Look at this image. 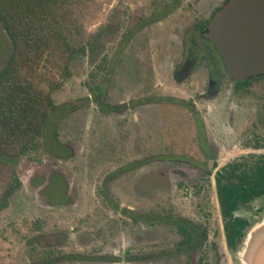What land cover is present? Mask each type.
Returning <instances> with one entry per match:
<instances>
[{
	"label": "rangeland",
	"instance_id": "rangeland-1",
	"mask_svg": "<svg viewBox=\"0 0 264 264\" xmlns=\"http://www.w3.org/2000/svg\"><path fill=\"white\" fill-rule=\"evenodd\" d=\"M117 1L97 0L86 30L101 28L100 35L70 61L69 76L53 93L57 110L44 128L40 146L17 159L20 186L0 210V264H198L201 255L209 264H240L238 251L224 245L213 184L207 182L204 197L195 200L196 211L187 197L189 183L182 180L179 185L167 161L190 152L188 112L164 99L156 107L160 121L153 128L155 137H145L130 134L123 115L109 110L130 97L145 98L151 82L165 80L154 79L155 73H132L128 58H122L117 73H112L111 29L124 17V7L129 13L146 14L150 0ZM124 29L118 28L116 40ZM9 50L0 25V66ZM159 91L193 96L187 90ZM210 109L205 112L212 113ZM155 116L145 110L147 121ZM219 118L214 120L220 124ZM238 154L222 151L217 166ZM258 205L253 202L251 211ZM251 211L240 209L236 214L252 217V224L258 216H251ZM177 215L204 224L207 242L190 255L165 261L179 239L169 218Z\"/></svg>",
	"mask_w": 264,
	"mask_h": 264
},
{
	"label": "flooded vegetation",
	"instance_id": "flooded-vegetation-1",
	"mask_svg": "<svg viewBox=\"0 0 264 264\" xmlns=\"http://www.w3.org/2000/svg\"><path fill=\"white\" fill-rule=\"evenodd\" d=\"M227 1L150 0L149 5L145 6L148 11L146 14L144 11L129 13L130 9L124 7V17L111 29L114 35L110 54L112 73H117L122 58H128L126 65L133 67L132 73H155L154 79L165 77V80L151 82L147 86L149 91L145 98L130 97L118 105L110 106L109 110L123 115L130 134L145 137L154 136L156 131L153 128L159 126L160 121V110L156 107H160L164 99L171 100L167 104L188 112L193 135L190 152L186 155L177 153V157L167 161L173 165L172 169L180 180L178 184L182 185V180L189 183L187 197L193 200L196 211L198 207L195 200L204 197L207 182L213 184L218 203L216 176L222 168L230 164L240 168L264 167V73L245 80H234L226 74L221 55L205 35L210 20ZM113 12L116 13L115 6ZM121 26L125 29L116 40ZM96 87L99 91L100 85ZM163 88L171 92L187 90L193 96L183 97L170 92L163 94L159 91ZM209 106L212 113L205 112ZM148 108L150 113L156 115L149 121L145 117ZM215 116H220V124L214 120ZM232 150L239 152L237 157L217 166L219 154ZM223 181L228 180L224 178ZM257 201L259 205L251 211V204ZM53 203L58 205V202ZM240 209L251 211V216H259L264 210V195L256 196L234 210L235 217L249 223L252 217L236 214ZM169 218L179 239L168 255L164 256L167 258L165 261L182 253L190 255L192 251L206 245L207 229L204 224L197 225L195 221L181 215ZM187 233L190 242L184 241ZM222 235L225 247L235 251L229 248L223 224ZM197 262L209 264L205 255L199 256Z\"/></svg>",
	"mask_w": 264,
	"mask_h": 264
},
{
	"label": "trees",
	"instance_id": "trees-1",
	"mask_svg": "<svg viewBox=\"0 0 264 264\" xmlns=\"http://www.w3.org/2000/svg\"><path fill=\"white\" fill-rule=\"evenodd\" d=\"M96 9L97 0H0V25L10 44L0 66V210L20 186L17 159L40 146L57 110L53 93L69 76L70 61L100 35L101 28L86 30ZM216 195L227 243L235 250L249 223L233 212L264 195V167L222 168ZM184 241L190 242L189 233Z\"/></svg>",
	"mask_w": 264,
	"mask_h": 264
},
{
	"label": "water",
	"instance_id": "water-1",
	"mask_svg": "<svg viewBox=\"0 0 264 264\" xmlns=\"http://www.w3.org/2000/svg\"><path fill=\"white\" fill-rule=\"evenodd\" d=\"M205 35L234 80L264 73V0H228L210 20ZM240 264H264V210L237 245Z\"/></svg>",
	"mask_w": 264,
	"mask_h": 264
}]
</instances>
